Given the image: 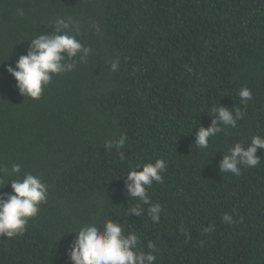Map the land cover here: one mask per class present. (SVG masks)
<instances>
[{"label": "trees", "instance_id": "obj_1", "mask_svg": "<svg viewBox=\"0 0 264 264\" xmlns=\"http://www.w3.org/2000/svg\"><path fill=\"white\" fill-rule=\"evenodd\" d=\"M68 17L91 49L86 62L54 76L39 100L24 97L7 66ZM221 106L246 114L198 149L195 132ZM255 135L264 136V0H0V165L20 164V175L49 186L26 232L0 237V264H70L67 232L108 219L143 250L152 242L154 264H264V150L239 176L219 171L228 148ZM120 136L123 160L104 147ZM158 158L164 182L148 191L162 206L159 223L146 210L128 217L137 201L125 172ZM0 191L10 193L11 181Z\"/></svg>", "mask_w": 264, "mask_h": 264}, {"label": "clouds", "instance_id": "obj_2", "mask_svg": "<svg viewBox=\"0 0 264 264\" xmlns=\"http://www.w3.org/2000/svg\"><path fill=\"white\" fill-rule=\"evenodd\" d=\"M23 15L22 10H18ZM50 32L36 34L30 39L26 54L17 56L15 67L7 66V71L16 80L19 92L25 97L39 100L45 88L52 82L54 76L72 72L77 63H84L91 49L85 46L77 37L79 25L72 17L57 18L50 26ZM97 31H99L98 26ZM70 63H66L71 58ZM119 60L111 64L112 71L118 70ZM238 95L241 103L247 107L253 99V91L242 87ZM211 124L207 127L200 126L195 132L194 144L198 149H207L210 138L218 135L223 127H236L242 120L245 112L240 108L218 107L211 110ZM192 133V131H191ZM190 133V134H191ZM125 145V137L120 136L115 140L104 143L106 151L116 149L121 160L124 153L120 151ZM264 150V136L255 135L250 144L244 147L237 142L228 148L219 164V171L241 174V167H256L261 163V158L256 155L257 149ZM167 161L161 158L154 162L136 164L126 171V195L137 201L135 206H129L126 215L141 217L145 210L152 221L159 223L162 206L152 203L148 189L155 183L162 184L163 172L167 168ZM22 172L20 164H12L11 168L0 165V175L7 174L6 183L0 180V189L11 181V192L0 191V237L14 238L23 235L30 219L36 217L40 206L47 202L49 186L38 175L31 172ZM125 173L118 179L124 177ZM17 178L12 179V176ZM146 206V208H145ZM225 224L234 223L232 215L225 213L222 216ZM214 225H208L204 231L211 232ZM67 233H75V238L70 243L67 255L70 264H154L156 260L155 245L148 242L147 251L143 250L140 238L135 233H126L122 222L108 219L102 225L95 221L82 224L78 229Z\"/></svg>", "mask_w": 264, "mask_h": 264}]
</instances>
